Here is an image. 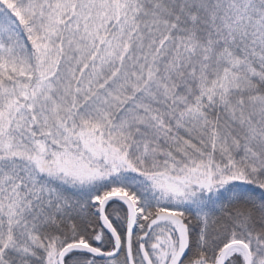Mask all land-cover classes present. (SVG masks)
<instances>
[{
	"label": "snow or ice",
	"instance_id": "snow-or-ice-1",
	"mask_svg": "<svg viewBox=\"0 0 264 264\" xmlns=\"http://www.w3.org/2000/svg\"><path fill=\"white\" fill-rule=\"evenodd\" d=\"M0 264H264V0H0Z\"/></svg>",
	"mask_w": 264,
	"mask_h": 264
}]
</instances>
